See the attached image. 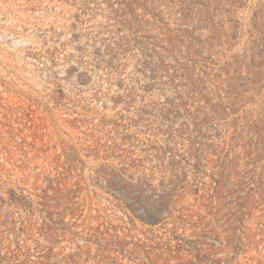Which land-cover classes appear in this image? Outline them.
<instances>
[{"label": "rangeland", "instance_id": "rangeland-1", "mask_svg": "<svg viewBox=\"0 0 264 264\" xmlns=\"http://www.w3.org/2000/svg\"><path fill=\"white\" fill-rule=\"evenodd\" d=\"M0 264H264V0H0Z\"/></svg>", "mask_w": 264, "mask_h": 264}]
</instances>
